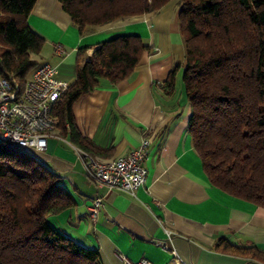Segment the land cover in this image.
Here are the masks:
<instances>
[{
  "label": "trees",
  "instance_id": "1",
  "mask_svg": "<svg viewBox=\"0 0 264 264\" xmlns=\"http://www.w3.org/2000/svg\"><path fill=\"white\" fill-rule=\"evenodd\" d=\"M84 35L121 19L158 11L172 0H57ZM36 0H0V73L22 88L45 41L26 22ZM185 44L182 84L190 115L187 132L209 183L264 208V0H179ZM149 50L141 37L100 43L77 53L74 81L55 104V128L92 155L72 115L73 103L97 88L128 78ZM173 69L162 84L174 92ZM93 157H96L92 155ZM74 200L35 153L0 140V264H100L97 250L47 222ZM215 248L264 264V252L224 239Z\"/></svg>",
  "mask_w": 264,
  "mask_h": 264
},
{
  "label": "crops",
  "instance_id": "2",
  "mask_svg": "<svg viewBox=\"0 0 264 264\" xmlns=\"http://www.w3.org/2000/svg\"><path fill=\"white\" fill-rule=\"evenodd\" d=\"M26 22L50 51L41 50L31 60L34 57L37 66H54L56 78L69 84L80 49L90 56L100 43L123 35L139 36L149 48L128 78L116 85L100 80L71 108L79 133L93 145L94 158L116 159L137 149L143 139L149 141L145 183L134 195L97 189L87 178L76 147L55 128L59 139L48 138L46 149L36 156L59 178L74 205L46 222L97 250L100 264H123L120 256L151 264H260L215 248L224 239L264 252V208L213 187L193 148L187 132L190 107L181 81L185 44L176 1L155 12L94 27L84 35L57 0H36ZM54 44L65 54H55ZM173 69L175 87L169 96L162 84ZM98 195L103 207L92 219L88 207ZM157 241L174 251L177 260Z\"/></svg>",
  "mask_w": 264,
  "mask_h": 264
},
{
  "label": "built area",
  "instance_id": "3",
  "mask_svg": "<svg viewBox=\"0 0 264 264\" xmlns=\"http://www.w3.org/2000/svg\"><path fill=\"white\" fill-rule=\"evenodd\" d=\"M54 53L61 56L65 50L53 45ZM57 69L48 64L37 66L22 88L7 75L0 73V140L18 148L41 153L47 147L48 138L54 137L56 121L52 115L55 104L68 90L69 83L56 78ZM149 141L143 139L140 146L126 155L111 160H99L81 149L75 148L87 178L97 189L120 190L130 195L143 186L147 172L144 160ZM103 207L101 196H96L88 207L90 217L95 219ZM163 250L169 251L177 260L174 251L165 243L157 241ZM123 264H151L146 259L131 262L120 256Z\"/></svg>",
  "mask_w": 264,
  "mask_h": 264
},
{
  "label": "rangeland",
  "instance_id": "4",
  "mask_svg": "<svg viewBox=\"0 0 264 264\" xmlns=\"http://www.w3.org/2000/svg\"><path fill=\"white\" fill-rule=\"evenodd\" d=\"M172 1H176V4H178V1H179V0H172ZM170 2H171V1H170ZM168 3H169V2H168ZM177 7H178V5H177ZM178 8H179V7H178ZM52 47H53V45H52ZM49 49H50V48H49ZM47 50H48V49H44V48H43V49H42L43 54H46ZM48 52H50V51L48 50ZM39 59H40V58L37 57V60H38V61H39ZM32 60H35L34 57H32ZM181 78H182V75H181ZM35 154H37V153H35Z\"/></svg>",
  "mask_w": 264,
  "mask_h": 264
}]
</instances>
